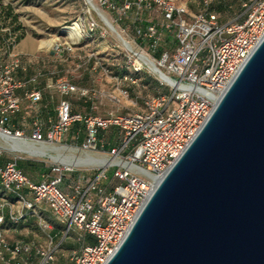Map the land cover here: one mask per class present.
I'll use <instances>...</instances> for the list:
<instances>
[{"label":"built area","instance_id":"1","mask_svg":"<svg viewBox=\"0 0 264 264\" xmlns=\"http://www.w3.org/2000/svg\"><path fill=\"white\" fill-rule=\"evenodd\" d=\"M212 1L198 0L201 8L192 12L175 0H100L132 25L129 41L114 27L125 57L124 63L117 67L128 72L110 78L136 84L137 75L146 70L157 79L158 93L141 98L137 109L105 115L84 114L73 111L69 97L93 99L97 90L58 78L47 85L61 96L55 106L56 116L49 117L45 124L33 119L30 136L25 135L23 128L14 127L11 117L20 109L17 90L35 83L37 78L18 76L24 67L19 54L12 51L15 35L9 36L7 60L0 62V131L31 141L48 156L52 154L47 146L80 154L70 156L75 162L52 163L50 170L54 174L38 181L24 174L15 160L0 163V264H52L69 233H76L80 241L79 249L70 252L68 259L72 264L107 261L155 183L196 135L264 37V0L242 1L240 16L223 23L218 22L216 12L209 10ZM121 15L118 20H123ZM96 25L90 21L88 31L83 29L74 41L60 32L70 43H76L82 37H90ZM54 45V50L61 49L58 43ZM96 58L94 55L97 66L92 65L91 69L98 67L109 76L108 67L98 64ZM25 96L35 103L41 92L31 88ZM120 96L128 97L129 89L120 87L109 94L117 104ZM74 123H80L82 139L77 141V131L74 140L66 142ZM111 127L117 138L107 148L100 135ZM66 172H78L71 194L59 188ZM44 205L57 221L66 224L63 237L57 242L48 233L54 225L43 215ZM28 219H33L39 232L48 237L44 244L10 242L4 237L1 229L4 224L17 225Z\"/></svg>","mask_w":264,"mask_h":264},{"label":"water","instance_id":"2","mask_svg":"<svg viewBox=\"0 0 264 264\" xmlns=\"http://www.w3.org/2000/svg\"><path fill=\"white\" fill-rule=\"evenodd\" d=\"M104 264H264V37Z\"/></svg>","mask_w":264,"mask_h":264},{"label":"rangeland","instance_id":"3","mask_svg":"<svg viewBox=\"0 0 264 264\" xmlns=\"http://www.w3.org/2000/svg\"><path fill=\"white\" fill-rule=\"evenodd\" d=\"M92 1L109 18L121 36L129 41L132 35V31H130L132 25L130 26L128 20L121 14L123 20H118L117 18L120 15L102 5L100 0ZM175 1L187 5L192 12H195V9L199 10L201 8L198 0ZM219 1L213 0L212 4L217 6ZM223 1L227 4V9L219 14L220 18L223 21L238 18L242 12L240 3L244 0ZM6 5H10L12 12L17 15V23L12 25V27L19 26L15 34L21 35V38L12 50L19 54L24 67L23 70L18 72V76L22 79H28L33 75L36 76L37 80L34 85L41 91H45L52 98L53 106H56L59 95L47 85L52 84L58 78H65L78 86L97 90V96L93 99L82 98L77 95L69 97L73 111L84 114L105 115L107 112L118 113L137 109L141 98L158 93L159 86L157 79L154 76H149L146 70L137 75L138 80L136 84L110 78L111 75L120 77L121 74L128 72L127 69L124 70L117 67L119 64L124 63V49L116 33L103 23L97 12L88 10L86 0H0V7ZM78 19H82L85 31H88L90 21H95L97 24L96 29L91 32L92 35L90 37H82L79 42L70 43L68 37L60 31L65 25L73 24ZM8 23V20L3 21L0 17V62L7 60V53L9 51L7 48L9 38L7 30L11 28V25ZM126 25L127 28L125 27ZM124 27L126 31L122 30ZM21 39L23 41L19 45L18 42ZM42 42H49V46L42 44ZM57 43L59 44V48H61L60 50L53 49L54 44ZM94 55L97 56L98 64L100 63L108 67L109 76L104 75L98 67L96 70L91 69L92 65L97 66V63L93 59ZM120 87L128 88L129 96H120V103L117 104L109 98V94L111 92L116 93ZM25 99L28 100L27 98ZM133 101H137L138 104L134 106ZM29 103V101L23 102L24 110L27 112H31L30 110H34L36 107H30ZM81 128L77 130L80 138H82ZM30 131V128L25 130V135L30 136ZM77 131L73 133L69 132L65 137V141H73ZM112 137V140L116 141L117 133L114 132ZM2 141L0 139V161L15 160L18 162L27 160L43 164L44 171L38 169L30 170V175L36 179L52 176L54 173L50 170L51 164L62 162L61 159L64 156L69 158L72 154H80L78 151H70L68 153V151L62 149H51L49 152L54 156L60 153L61 159L54 161L48 155L39 157L12 150ZM73 143L75 144V142ZM110 174L111 172L108 171L109 176ZM77 175L78 172L64 173L59 185L61 186L66 178L72 177L74 179ZM86 175L90 174L87 172ZM49 214L52 217L48 219L53 223L54 229L48 233L57 242L63 237L66 224L57 221L52 212H49ZM1 229L4 237L10 242L22 240L33 241L35 244H44L45 239H48L46 235L39 232L33 219L24 220L17 225L6 223ZM87 237L89 238V236ZM79 247L80 241L76 239V233H69L60 244V248L52 264H72L68 259L70 252L74 249H79Z\"/></svg>","mask_w":264,"mask_h":264},{"label":"crops","instance_id":"4","mask_svg":"<svg viewBox=\"0 0 264 264\" xmlns=\"http://www.w3.org/2000/svg\"><path fill=\"white\" fill-rule=\"evenodd\" d=\"M22 41H23V39H21L18 42V44L20 45V43ZM34 84L35 83H29L28 86H26L25 88L17 90V94L21 98V103H20L19 111L11 117V123L13 124L14 127L23 128L24 130H27L29 128L31 129V123H32L33 119H39L40 122L45 124L49 117H53L54 118L56 116L55 106H53V104H52V98L50 96H48L45 91H41L39 89L40 92H41V98L39 99V101H37L35 103H31L29 100L25 99L26 98L25 94L31 88H37ZM57 95H59V94H57ZM60 98H61V96L59 95V98H58L57 102L59 101ZM24 101H29L30 103L28 105L30 107L36 106L35 109L34 110H30L31 112H27L26 110H24V107H23V102ZM75 182H76V177H74V179L72 177L71 178H66L64 180V182L62 183V185L61 186L59 185V188L63 192H65L66 194H71V192H72L71 186ZM49 212L51 213L50 208L48 206L44 205L43 209H42V213L45 216V218H47V219L49 217H52L51 214H49Z\"/></svg>","mask_w":264,"mask_h":264},{"label":"bare ground","instance_id":"5","mask_svg":"<svg viewBox=\"0 0 264 264\" xmlns=\"http://www.w3.org/2000/svg\"><path fill=\"white\" fill-rule=\"evenodd\" d=\"M87 4H88V10H93L94 12H99V17L102 19L103 23L115 33V30L109 27V23H111V21L109 20V18L101 11L100 8H98L92 0H86ZM97 7V8H96ZM114 27V26H113ZM83 22L82 21H75L73 24L65 26L63 28H61L62 32H65L67 34V36L70 37V39L72 41L78 39L82 33H83ZM51 42V41H50ZM42 44L49 46V42H42ZM126 46H128V44H125ZM0 139H2L7 146L10 149H15L17 151H21V152H25L29 155H34V156H44L45 152L42 149L36 148L34 146V143H32L31 141H25V140H21V139H17L11 135L8 134H3L0 131ZM2 141V142H3ZM5 147V146H4ZM46 148V147H45ZM47 148L52 149V150H58L59 147H53V146H47ZM79 152V151H78ZM60 153L57 156L54 155H49V158H51L52 160H58L61 159L60 158ZM69 155V154H68ZM62 161L65 162H75L76 160H72L71 157H65L61 159ZM77 162H80V160H77Z\"/></svg>","mask_w":264,"mask_h":264},{"label":"trees","instance_id":"6","mask_svg":"<svg viewBox=\"0 0 264 264\" xmlns=\"http://www.w3.org/2000/svg\"><path fill=\"white\" fill-rule=\"evenodd\" d=\"M241 3H240V8H241ZM226 9H227V4L224 3L223 0H220L217 6H215L212 3L209 6V10L214 11V12L217 13L218 22L219 23L225 22V21H223L220 18L219 14L221 12H224ZM195 11H197V10L195 9ZM0 17L3 19V21L8 20V22H9L8 24L11 25V28H8V30H7L8 31V34H9V36L11 34L12 35H15V42L17 43V41L21 38V35L20 34H18V35L15 34L16 31L19 29V26L12 27V25H14V24L17 23V15L12 12V9H11V6L10 5H6V6H1L0 7ZM79 128H81L80 123H74L70 127L69 132L73 133V132L77 131ZM114 132L116 133V131L114 130V128L111 127L109 129H107L106 131L102 132L101 135H100V136H102L106 140V142H107L106 147L107 148L111 147L116 142V141L112 140V138H113L112 137V134ZM81 139L82 138L78 137V140H81ZM2 162L3 161H0V163H2ZM16 165H17V167L19 169H21V171L24 174H26L28 177H30L34 181H38L40 179H36L32 175H30V170H34V169H38L40 171H44L45 170L43 164H39V163H36V162L27 161V160L26 161H18V162H16Z\"/></svg>","mask_w":264,"mask_h":264}]
</instances>
